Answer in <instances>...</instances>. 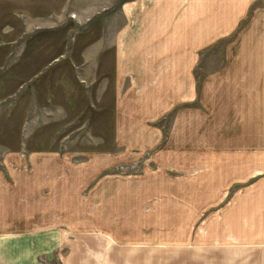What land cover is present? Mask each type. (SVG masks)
<instances>
[{
	"label": "crops",
	"instance_id": "0c3cea01",
	"mask_svg": "<svg viewBox=\"0 0 264 264\" xmlns=\"http://www.w3.org/2000/svg\"><path fill=\"white\" fill-rule=\"evenodd\" d=\"M84 1L0 0V50L19 49L22 30L60 24L71 5L78 15ZM119 17L107 45L117 73L170 90L172 156L184 163L172 173L171 248H118L103 233L8 221L0 264H264V57L244 56L264 46L203 57L240 27H264V0H123ZM201 56L208 68L199 80Z\"/></svg>",
	"mask_w": 264,
	"mask_h": 264
},
{
	"label": "rangeland",
	"instance_id": "374dc122",
	"mask_svg": "<svg viewBox=\"0 0 264 264\" xmlns=\"http://www.w3.org/2000/svg\"><path fill=\"white\" fill-rule=\"evenodd\" d=\"M122 2L85 0L78 15L71 5L60 24L22 30L19 49L0 50V226L35 222L103 233L118 248H171L172 173L184 164L172 156L174 108L165 105L170 90L111 63ZM240 28L203 57L239 56L243 42L264 46V27ZM252 52L264 57L262 48L244 56Z\"/></svg>",
	"mask_w": 264,
	"mask_h": 264
}]
</instances>
